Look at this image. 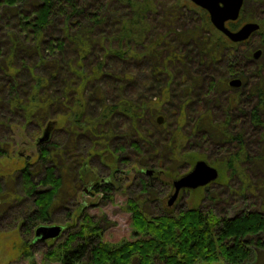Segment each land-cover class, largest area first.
Masks as SVG:
<instances>
[{"label":"trees","instance_id":"16d2710c","mask_svg":"<svg viewBox=\"0 0 264 264\" xmlns=\"http://www.w3.org/2000/svg\"><path fill=\"white\" fill-rule=\"evenodd\" d=\"M203 12L200 19L184 0H0V130L11 133L13 124L30 131L37 147L28 158L18 154L15 165L16 200L28 201L22 255L32 256L31 228L52 221L68 187L67 171L74 188L88 183L94 192L111 193L117 173L137 165L135 179L152 195V181L141 170L154 167V177L181 176L176 169L192 167L204 158L199 149L214 143L224 156L213 164L230 170L232 180L246 178L240 197L246 200L257 190L250 173L240 169L248 154L245 128L237 130L227 113L235 99H224L225 114L213 115L207 105L226 89L229 74L259 78L251 85L250 99L257 100L246 129L263 127L264 140V61L254 72L244 71L237 62L240 44L212 31ZM183 13H189L192 26L180 33L176 23ZM229 25L236 29L240 18ZM253 36L262 57L264 18ZM157 80L159 95L156 87H147ZM174 92L178 110L165 106ZM189 116L195 121L186 133L182 123ZM8 144L0 137V159L10 156ZM102 169L114 180L100 181ZM126 203L133 239L105 241L98 222L81 206L78 228L68 230L46 255L58 264H246L264 252V213L257 209L233 217L199 206L147 215L139 199Z\"/></svg>","mask_w":264,"mask_h":264},{"label":"rangeland","instance_id":"374dc122","mask_svg":"<svg viewBox=\"0 0 264 264\" xmlns=\"http://www.w3.org/2000/svg\"><path fill=\"white\" fill-rule=\"evenodd\" d=\"M187 6L200 16V19H204L205 14L204 9L195 5L191 0H184ZM162 2V0H160ZM206 11V10H205ZM207 12V11H206ZM208 13V12H207ZM189 13H183L181 20L176 23L178 32H182L187 27L192 26L190 20L188 19ZM264 17V0H245L244 8L242 9L240 16V25L246 21L258 20ZM112 19V18H111ZM107 35L111 30L110 26L105 24ZM210 29V28H209ZM213 29V28H212ZM214 31V29L212 30ZM206 35H210L208 32ZM255 35V34H254ZM110 36V35H108ZM114 47V46H113ZM242 49L240 48L236 51L237 56H239L237 62L240 64L247 62L246 70L255 71L257 66L264 61V56L255 59L253 55L250 58L245 59L243 62V57L246 52L250 55L259 47L258 37L253 36L246 44H244ZM246 51V52H245ZM110 63H114L112 60ZM240 64V65H241ZM242 66V65H241ZM240 66V67H241ZM249 66V67H248ZM259 80V78H258ZM257 77L252 80L242 79L243 85L240 89L243 93L242 95V111H240L235 105L231 106L229 113L233 117H238L241 114L245 115L239 119L237 130L241 127L245 128V148L248 154V159L241 165L243 173H250L253 185L256 187V191H253L245 199L240 197L242 193L241 186L245 185L243 180H246L244 176H235L232 180L230 177V170H220V177L217 181L205 186L204 190L195 192L194 189L182 190L175 200V202L169 206L168 200L170 195L173 193L172 182L177 177L167 176L166 174L160 173L159 176L155 177L150 174H146L147 170H152L154 167H146L142 172L145 173L153 184L152 195H147L142 190L141 184L136 180L139 169L137 165L135 167L124 166L122 171L117 173L115 184H113V190L111 193L94 192L91 187L92 184L84 183V185H78L73 187L70 184L73 178L72 171L65 172V179L67 180L68 187H65L64 194L62 195V200H57L54 207V214L52 221L48 223H41L39 225H58L63 228V232L57 239H47L45 241L36 242L33 248L32 256L27 257L20 253V248L22 242L25 238V227L22 224L23 221V211L25 203H20L16 200L15 190H14V177L17 175L15 172L16 162L19 160L20 154L23 157H30L36 153V142L32 140L30 136V131L24 132L21 128L12 124L10 128L11 133L8 131L3 132L0 130V137L5 141H9L10 156L0 159V177H2L3 192L0 194V264H58L55 260L47 256V252L54 244H57L64 240L68 230H76L78 228V213L81 206H84V214H89L93 216L94 221L98 222L99 227L103 231V238L105 241L117 244L124 240H130L134 237V230L132 228L131 212L127 209V200L132 197L139 199L144 212L147 215H157L164 212L178 213L181 210L188 209L190 207L199 206L204 210L211 208L219 216L233 217L237 213L243 210L257 209L264 213V140L260 139L261 128H247V122L244 119L248 118L249 111L255 105L257 98L253 97L252 101L250 99V89L252 83L258 81ZM162 83V82H161ZM160 80L148 84L147 87H156L157 95L161 93ZM236 89L226 88L223 92H219L212 95V99L207 106L212 109V114L216 115L219 113L224 114L225 106L224 99L229 96L230 93H234ZM175 98H171L169 102L165 104L168 108L178 110V106H175L177 102V93L174 92ZM145 95V94H144ZM212 101V102H211ZM164 107V105H163ZM165 119V115L159 114ZM171 125L177 126V121L169 117ZM195 118V117H194ZM248 120V119H247ZM165 120H163L164 123ZM195 119L193 117H188L186 121L182 124L184 132L189 133L193 127ZM244 124L241 126V124ZM162 123V124H163ZM30 130V129H29ZM44 136L41 134L40 137ZM215 144H209V146H204L199 149V152L204 156V159L213 166L215 160H220L221 156H224L223 149L216 148ZM19 154V156H18ZM131 157L135 154L133 151L129 153ZM262 158L263 160L258 162L256 158ZM18 159V160H17ZM258 162V163H257ZM217 167V166H216ZM192 167L188 164L182 165V167L175 172L177 174H185L190 171ZM183 173V174H182ZM108 174V169H105L100 173V181H105L107 179H112ZM152 175V176H151ZM143 176V175H140ZM111 180V182H112ZM147 197V198H146ZM80 205V206H79ZM69 218L67 221L66 219ZM37 225V226H39ZM37 226L32 227V233L28 236L30 243L35 236V229ZM196 264H227L223 261L216 263H207L202 260H198ZM246 264H264V252H256L253 254L251 260Z\"/></svg>","mask_w":264,"mask_h":264},{"label":"water","instance_id":"95a60500","mask_svg":"<svg viewBox=\"0 0 264 264\" xmlns=\"http://www.w3.org/2000/svg\"><path fill=\"white\" fill-rule=\"evenodd\" d=\"M191 2L206 10L213 26L233 42L248 40L260 28V24L254 21L246 22L235 30L227 25V22H235L239 19L245 0H191ZM261 54L262 50L257 49L253 57L257 59ZM241 83L242 81L239 78L230 81V85L233 87H239ZM163 120V116L157 118L159 124H162ZM146 173L150 174L152 170H147ZM219 175L220 172L217 167L204 159H198L190 171L173 180L172 187L174 191L169 197L168 205L171 206L175 202L182 190L205 187L215 182ZM61 232L62 228L58 225H39L35 229L33 242L55 239L61 235Z\"/></svg>","mask_w":264,"mask_h":264},{"label":"flooded vegetation","instance_id":"af4514ba","mask_svg":"<svg viewBox=\"0 0 264 264\" xmlns=\"http://www.w3.org/2000/svg\"><path fill=\"white\" fill-rule=\"evenodd\" d=\"M245 3V2H244ZM196 5V4H195ZM243 8H244V5H243ZM242 8V9H243ZM242 12V11H241ZM208 16H209V14H208ZM241 16V15H240ZM240 18V17H239ZM264 18V17H263ZM263 18H260V19H258V20H250V21H246V22H252V21H254V22H258L259 24L261 23V21L263 20ZM209 19H210V17H209ZM211 22V21H210ZM246 22H244V23H246ZM229 23L230 22H227V25L230 27V25H229ZM243 23V24H244ZM212 24V23H211ZM243 24H241V25H239L236 29H238L240 26H242ZM212 28H215L214 26H213V24H212ZM231 28V27H230ZM216 29V28H215ZM217 30V29H216ZM233 30H235V29H233ZM222 33V32H221ZM223 34V33H222ZM227 37V36H226ZM252 37V36H251ZM250 37V38H251ZM227 40L229 41V42H233V41H231L228 37H227ZM249 41V39L248 40H246V41H243V42H233V43H238V44H240V48L242 49L243 47H241V46H243L244 44H246L247 42ZM258 48H256L255 50L253 49V50H251L252 52H253V54H254V52L257 50ZM246 52V51H245ZM246 53H248V52H246ZM245 53V54H246ZM245 54H244V57H243V62H244V58L245 59H247L246 58V56H245ZM252 54V55H253ZM242 66V68H243V70L245 71L246 70V68H247V62L246 63H242L241 64ZM234 78H239V79H241V81H242V77L241 76H238L237 74H229L228 75V78H227V80H226V83H227V87L226 88H234V89H236V91L234 92V93H230L229 94V96L227 97L228 99H235V103L232 105V107H234V105L240 110V111H242V95H243V93L244 92H242L241 90H238V89H240L241 87H242V85H243V81H242V83H241V85L239 86V87H233V86H231L230 85V81L232 80V79H234ZM218 93V92H217ZM216 94V93H215ZM231 108V107H230ZM229 108V109H230ZM229 109H228V115L231 117V119L233 120L232 122H233V124L235 125V128L236 127H238V125H239V123H238V121H239V119H241L242 117H244L245 115H240V116H238V117H233L230 113H229ZM225 114V113H224ZM217 115V114H216ZM215 120H217V116L215 117ZM247 119H244V122L246 121ZM244 122L241 124V126L244 124ZM242 128V127H241ZM241 130V129H240ZM216 167V166H215ZM218 168V167H217ZM219 170V169H218ZM219 172H220V170H219ZM147 174V173H146ZM219 177H220V175H219ZM218 177V178H219ZM218 180V179H217ZM216 180V181H217Z\"/></svg>","mask_w":264,"mask_h":264}]
</instances>
